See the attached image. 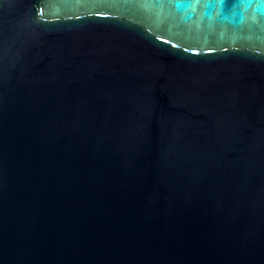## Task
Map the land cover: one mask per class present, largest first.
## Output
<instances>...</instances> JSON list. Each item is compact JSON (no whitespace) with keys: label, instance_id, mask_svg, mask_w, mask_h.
I'll return each mask as SVG.
<instances>
[{"label":"water","instance_id":"water-1","mask_svg":"<svg viewBox=\"0 0 264 264\" xmlns=\"http://www.w3.org/2000/svg\"><path fill=\"white\" fill-rule=\"evenodd\" d=\"M0 264H264V0H0Z\"/></svg>","mask_w":264,"mask_h":264}]
</instances>
